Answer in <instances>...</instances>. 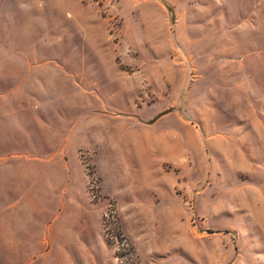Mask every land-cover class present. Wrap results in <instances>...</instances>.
<instances>
[{"label":"rangeland","instance_id":"374dc122","mask_svg":"<svg viewBox=\"0 0 264 264\" xmlns=\"http://www.w3.org/2000/svg\"><path fill=\"white\" fill-rule=\"evenodd\" d=\"M0 264H264V0H0Z\"/></svg>","mask_w":264,"mask_h":264}]
</instances>
